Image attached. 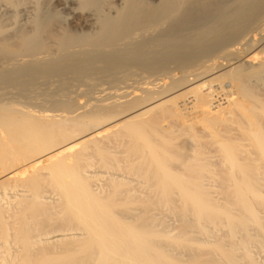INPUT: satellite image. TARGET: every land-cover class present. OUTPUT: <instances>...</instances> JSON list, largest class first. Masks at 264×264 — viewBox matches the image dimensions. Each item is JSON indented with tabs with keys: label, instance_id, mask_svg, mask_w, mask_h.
Masks as SVG:
<instances>
[{
	"label": "bare ground",
	"instance_id": "1",
	"mask_svg": "<svg viewBox=\"0 0 264 264\" xmlns=\"http://www.w3.org/2000/svg\"><path fill=\"white\" fill-rule=\"evenodd\" d=\"M0 264H264V0H0Z\"/></svg>",
	"mask_w": 264,
	"mask_h": 264
}]
</instances>
